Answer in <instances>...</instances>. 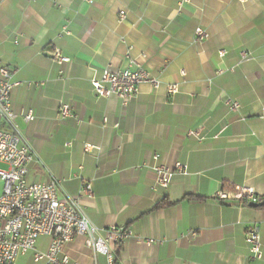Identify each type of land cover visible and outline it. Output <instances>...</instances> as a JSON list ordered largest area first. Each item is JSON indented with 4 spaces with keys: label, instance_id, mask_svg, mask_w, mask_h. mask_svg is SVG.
I'll use <instances>...</instances> for the list:
<instances>
[{
    "label": "crops",
    "instance_id": "1",
    "mask_svg": "<svg viewBox=\"0 0 264 264\" xmlns=\"http://www.w3.org/2000/svg\"><path fill=\"white\" fill-rule=\"evenodd\" d=\"M179 2L0 0V64L15 72L16 123L38 157L28 178L59 180L66 198L90 183L94 197L81 209L95 238L111 228L132 233L117 249L123 264H264L246 243L259 228L264 252V208L217 197L225 187L252 188L264 200V0ZM198 28L208 39L196 41ZM129 48L146 56L144 69L161 86L142 84L128 104L99 97L91 80L124 68ZM57 50L71 61L60 64ZM244 51L251 58L242 63ZM65 104L73 118L60 116ZM29 111L31 123L21 116ZM155 154L188 173L156 187ZM164 198L174 205L149 212ZM38 244L46 250L49 240ZM65 252L80 264H107L84 237Z\"/></svg>",
    "mask_w": 264,
    "mask_h": 264
},
{
    "label": "built area",
    "instance_id": "2",
    "mask_svg": "<svg viewBox=\"0 0 264 264\" xmlns=\"http://www.w3.org/2000/svg\"><path fill=\"white\" fill-rule=\"evenodd\" d=\"M83 1L92 3V0ZM237 1L244 3L247 0ZM191 2L192 0H180V8ZM121 15L125 14L122 12ZM195 36L196 41L203 42L208 39L209 34L206 30L198 28ZM219 56L224 58L226 51L221 50ZM55 58L60 64L71 61L59 50L56 51ZM250 58V54L244 51L241 62L249 61ZM125 59L124 68L116 71L106 68L91 80L92 88L99 97H116L128 104L138 96L142 84H150L154 88L161 86L159 79L145 71V55L137 58L133 55V49L129 48ZM233 69H220L218 73L231 72ZM14 75L13 70L0 64V164L5 166L0 168V264H19L20 259L29 255L33 257L35 264H80L65 252V246L77 237H84L86 247L96 255L104 256L107 264H123L117 257V249L132 233L126 228H111L106 231L105 239L95 238L96 228L90 225L81 209L83 198L94 197L90 183L84 184L77 197L66 198L60 196V181L57 179L49 182H30V168L38 162V157L24 141L16 123L18 115L12 108V93L19 83L13 81ZM167 91L174 96L180 90L178 85H169ZM227 105L231 111L240 108L238 102L231 100ZM59 113L63 119L74 117L71 107L66 104L61 106ZM21 116L27 123L36 119L32 111ZM188 136L199 141L205 140L200 130H191ZM93 149L92 146H86L88 152ZM152 160L158 188L166 190L177 174L188 173V167L183 164H176L175 169L159 164V154H155ZM217 197L228 203L238 200L245 206L264 201L252 188L223 189ZM191 235L197 236L196 232ZM41 238L49 240L46 250L39 247ZM246 243L252 259L264 258L259 228H254L248 233ZM94 260L96 261L95 258Z\"/></svg>",
    "mask_w": 264,
    "mask_h": 264
},
{
    "label": "trees",
    "instance_id": "3",
    "mask_svg": "<svg viewBox=\"0 0 264 264\" xmlns=\"http://www.w3.org/2000/svg\"><path fill=\"white\" fill-rule=\"evenodd\" d=\"M224 189H227V188L225 187ZM172 205L174 204L168 201V198H164L163 200L158 202L149 212H154L156 210H160L162 208H165L167 206H172ZM253 205H255V207L257 208H264V201L261 202L260 204H253Z\"/></svg>",
    "mask_w": 264,
    "mask_h": 264
},
{
    "label": "rangeland",
    "instance_id": "4",
    "mask_svg": "<svg viewBox=\"0 0 264 264\" xmlns=\"http://www.w3.org/2000/svg\"><path fill=\"white\" fill-rule=\"evenodd\" d=\"M5 166L0 164V168H4ZM2 185L0 184V191H1ZM19 264H35L33 261V257L31 255L25 257L22 259Z\"/></svg>",
    "mask_w": 264,
    "mask_h": 264
},
{
    "label": "water",
    "instance_id": "5",
    "mask_svg": "<svg viewBox=\"0 0 264 264\" xmlns=\"http://www.w3.org/2000/svg\"><path fill=\"white\" fill-rule=\"evenodd\" d=\"M255 207V205H253Z\"/></svg>",
    "mask_w": 264,
    "mask_h": 264
}]
</instances>
